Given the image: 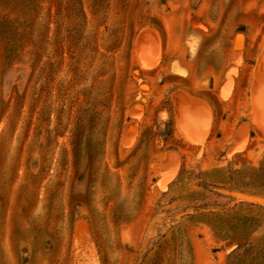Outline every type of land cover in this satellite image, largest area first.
I'll list each match as a JSON object with an SVG mask.
<instances>
[{
	"label": "rangeland",
	"instance_id": "374dc122",
	"mask_svg": "<svg viewBox=\"0 0 264 264\" xmlns=\"http://www.w3.org/2000/svg\"><path fill=\"white\" fill-rule=\"evenodd\" d=\"M264 0H0V264H264Z\"/></svg>",
	"mask_w": 264,
	"mask_h": 264
},
{
	"label": "trees",
	"instance_id": "16d2710c",
	"mask_svg": "<svg viewBox=\"0 0 264 264\" xmlns=\"http://www.w3.org/2000/svg\"><path fill=\"white\" fill-rule=\"evenodd\" d=\"M257 174V178L264 177V167L254 170ZM260 245L264 246V237L258 242Z\"/></svg>",
	"mask_w": 264,
	"mask_h": 264
}]
</instances>
